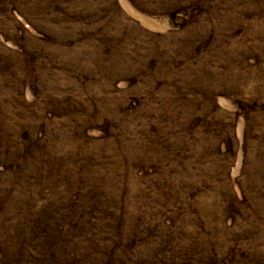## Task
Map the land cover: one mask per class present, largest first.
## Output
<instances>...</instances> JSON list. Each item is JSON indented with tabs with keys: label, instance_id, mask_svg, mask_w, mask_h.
<instances>
[{
	"label": "rangeland",
	"instance_id": "1",
	"mask_svg": "<svg viewBox=\"0 0 264 264\" xmlns=\"http://www.w3.org/2000/svg\"><path fill=\"white\" fill-rule=\"evenodd\" d=\"M0 264H264V0H0Z\"/></svg>",
	"mask_w": 264,
	"mask_h": 264
}]
</instances>
